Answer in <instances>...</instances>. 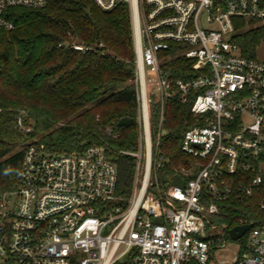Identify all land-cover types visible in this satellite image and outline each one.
Instances as JSON below:
<instances>
[{
	"label": "built area",
	"instance_id": "2783aa9c",
	"mask_svg": "<svg viewBox=\"0 0 264 264\" xmlns=\"http://www.w3.org/2000/svg\"><path fill=\"white\" fill-rule=\"evenodd\" d=\"M94 2L103 11L130 9L141 130L136 150L115 152L134 160L132 194L118 195L109 146L64 153L28 141L18 189L0 196V264H116L127 257L130 264H264V224H251L235 242L227 225L210 219L219 204L247 205L264 192V61L244 58L232 42L235 18L264 28V0ZM46 3L0 0V27L14 28L8 9ZM175 43L177 55L193 62L194 77L165 75L162 65L173 56L164 54ZM172 100L191 103L197 125L182 140L188 162L173 166L162 188L160 145ZM154 104L160 106L155 129ZM26 116L20 112L16 127L30 135ZM175 176L183 188L172 184ZM218 228L221 234H213ZM229 241L237 244L234 257L217 258Z\"/></svg>",
	"mask_w": 264,
	"mask_h": 264
},
{
	"label": "trees",
	"instance_id": "16d2710c",
	"mask_svg": "<svg viewBox=\"0 0 264 264\" xmlns=\"http://www.w3.org/2000/svg\"><path fill=\"white\" fill-rule=\"evenodd\" d=\"M14 25L0 27V196L16 191L25 144L37 139L51 152L82 151L92 144L109 146L118 170L117 192L129 198L134 186V160L115 151H134L139 141L138 88L135 43L127 5L103 11L94 0H47L43 8L6 11ZM232 42L247 59H258L264 28L235 18ZM81 46L82 50L74 47ZM164 55L165 75L183 80L194 77L192 61L176 53V43ZM26 111L33 128L21 133L16 122ZM154 129L160 106L150 107ZM159 183L171 178L173 166L186 164L181 150L184 134L197 125L191 103L165 105ZM108 131H111L108 134ZM264 192L247 205L225 202L213 221L232 229L244 223L264 224ZM228 240H230L228 238ZM129 257L116 264H130Z\"/></svg>",
	"mask_w": 264,
	"mask_h": 264
},
{
	"label": "rangeland",
	"instance_id": "374dc122",
	"mask_svg": "<svg viewBox=\"0 0 264 264\" xmlns=\"http://www.w3.org/2000/svg\"><path fill=\"white\" fill-rule=\"evenodd\" d=\"M257 54H258V60H259V61H264V44L258 49ZM149 88H152V86H151L150 83L148 82V89H149ZM153 98L156 99V100H158L157 97H156V95H154ZM34 140H37V139H34ZM34 140H32V141H34ZM29 141H30V140H29ZM161 186H162V188H163V187H164V184H162ZM210 219H211L213 225H218V224H219V223H217V222H214V221L212 220V218H210ZM221 231H222V229H219V228H218V229H216V230H213L212 233H213V234H221ZM236 249H237V244L234 243V242H230V241H229V242L227 243L226 248L223 249V250H216L215 255H216L217 258H219V257H221V256H229V257L232 258V257H234V251H236Z\"/></svg>",
	"mask_w": 264,
	"mask_h": 264
},
{
	"label": "water",
	"instance_id": "95a60500",
	"mask_svg": "<svg viewBox=\"0 0 264 264\" xmlns=\"http://www.w3.org/2000/svg\"><path fill=\"white\" fill-rule=\"evenodd\" d=\"M172 184L175 186H179L181 188L184 187V182L179 176H175V178H173ZM251 228H252L251 224L239 225V226L232 228L229 232L231 240L238 242V240L243 238L244 235L247 232H249Z\"/></svg>",
	"mask_w": 264,
	"mask_h": 264
}]
</instances>
